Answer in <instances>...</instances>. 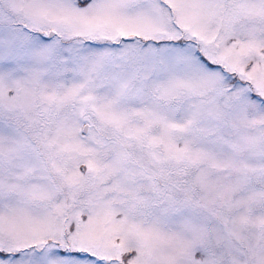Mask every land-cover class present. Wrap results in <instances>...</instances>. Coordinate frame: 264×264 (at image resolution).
I'll return each instance as SVG.
<instances>
[{"label":"snow or ice","instance_id":"snow-or-ice-1","mask_svg":"<svg viewBox=\"0 0 264 264\" xmlns=\"http://www.w3.org/2000/svg\"><path fill=\"white\" fill-rule=\"evenodd\" d=\"M0 264H264V0H0Z\"/></svg>","mask_w":264,"mask_h":264}]
</instances>
